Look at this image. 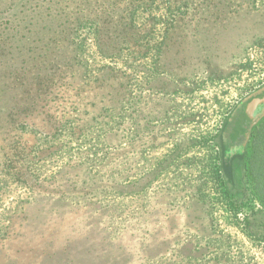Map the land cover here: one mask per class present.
I'll return each instance as SVG.
<instances>
[{
	"label": "rangeland",
	"instance_id": "obj_1",
	"mask_svg": "<svg viewBox=\"0 0 264 264\" xmlns=\"http://www.w3.org/2000/svg\"><path fill=\"white\" fill-rule=\"evenodd\" d=\"M262 89L264 0H0V264H264Z\"/></svg>",
	"mask_w": 264,
	"mask_h": 264
},
{
	"label": "flooded vegetation",
	"instance_id": "obj_2",
	"mask_svg": "<svg viewBox=\"0 0 264 264\" xmlns=\"http://www.w3.org/2000/svg\"><path fill=\"white\" fill-rule=\"evenodd\" d=\"M263 94H264V89L255 92L254 94L250 95L249 97L241 101L239 105L234 109L231 115V119L229 120V125L226 128V130L227 129L229 130V136L230 134H232L231 123L233 117L235 118L238 116L245 115L247 118L248 127L246 128V131L244 133L245 135L243 134V136L240 137L241 139L244 138L249 133V131H251L252 127L255 126L257 119L264 116V104H259L256 105L255 107L252 106L253 100L257 99Z\"/></svg>",
	"mask_w": 264,
	"mask_h": 264
},
{
	"label": "trees",
	"instance_id": "obj_3",
	"mask_svg": "<svg viewBox=\"0 0 264 264\" xmlns=\"http://www.w3.org/2000/svg\"><path fill=\"white\" fill-rule=\"evenodd\" d=\"M47 82H49V80H47ZM48 83H45L43 80H39L38 82V89L35 90L34 92H31L30 90L26 89V100H30V104L33 105L34 107L39 103V101L41 100V94H43L42 92V88H48L49 85H47ZM47 85V86H46ZM52 85V84H51ZM33 95V97H32ZM26 108V107H25ZM33 108V107H32ZM14 114L10 113L8 115V117H10V121L11 124H14L16 122V119L14 118ZM26 124V121L24 119L20 120L19 122L15 123V125H21V124ZM256 129V128H255ZM5 155V154H4ZM4 157V156H3ZM7 160V159H6Z\"/></svg>",
	"mask_w": 264,
	"mask_h": 264
},
{
	"label": "water",
	"instance_id": "obj_4",
	"mask_svg": "<svg viewBox=\"0 0 264 264\" xmlns=\"http://www.w3.org/2000/svg\"><path fill=\"white\" fill-rule=\"evenodd\" d=\"M259 104H264V94L260 97H258L257 99L253 100L252 106H256Z\"/></svg>",
	"mask_w": 264,
	"mask_h": 264
}]
</instances>
